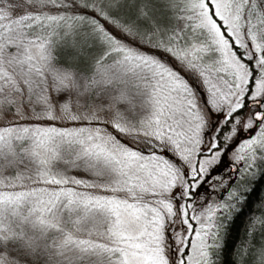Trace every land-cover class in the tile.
I'll list each match as a JSON object with an SVG mask.
<instances>
[{
	"label": "snow or ice",
	"instance_id": "6c2138e0",
	"mask_svg": "<svg viewBox=\"0 0 264 264\" xmlns=\"http://www.w3.org/2000/svg\"><path fill=\"white\" fill-rule=\"evenodd\" d=\"M257 175L264 0H0V264H216Z\"/></svg>",
	"mask_w": 264,
	"mask_h": 264
},
{
	"label": "trees",
	"instance_id": "16d2710c",
	"mask_svg": "<svg viewBox=\"0 0 264 264\" xmlns=\"http://www.w3.org/2000/svg\"><path fill=\"white\" fill-rule=\"evenodd\" d=\"M92 15H94V13ZM132 15L133 13L131 11L124 10L122 18L130 17ZM170 19L174 26L178 25V21L174 17H171ZM101 22L108 31L117 38L124 39L131 44H137V41L125 37L119 28L106 21ZM140 23L143 24L144 22L141 21ZM55 39L59 47L54 51V56H56V61L54 62L58 65L71 63L75 59V57L72 56L71 49L65 47L63 44V38L57 36ZM138 46L146 52L154 53L159 56L163 54V52H158L146 44ZM104 50L105 46L102 43L90 42L88 48L83 54V57H86V59L82 57L76 61V66L79 68L94 66L95 60L103 54ZM106 63H111V58H109ZM188 79L190 80L191 77ZM213 119H216V117H213ZM44 123H47V121ZM243 136L244 133H241L236 140L232 141L228 152L223 158L224 162L228 160L227 155L230 150H233L234 146ZM125 142L127 143L128 141L125 140ZM257 172H259V170H257ZM215 174L227 177L230 173L226 168L224 170L217 169ZM239 183L240 181L237 180V184ZM232 187L235 188L236 185L234 184ZM249 187H251L252 191L247 194V199L243 204L242 209L232 213L230 220L225 222L226 230L221 239V248L219 249L218 255L215 257L216 264H261V256L259 253L264 251V227L260 226L258 223L253 225L252 221L264 219V178L257 175ZM223 191L224 189L221 188L219 193L215 195L214 199L219 200V196L223 194ZM105 194L111 195V193Z\"/></svg>",
	"mask_w": 264,
	"mask_h": 264
},
{
	"label": "rangeland",
	"instance_id": "374dc122",
	"mask_svg": "<svg viewBox=\"0 0 264 264\" xmlns=\"http://www.w3.org/2000/svg\"><path fill=\"white\" fill-rule=\"evenodd\" d=\"M182 23H183V21H179L178 22V24H180V25H182ZM138 43V42H137ZM139 45H145V44H139ZM163 58H165L166 60H168L177 70H179L183 75H185V77L186 78H190L191 77V74H189L180 64H178V63H176L174 60H172L171 59V57H169L166 53H163L162 55H161ZM191 81H192V77H191V79H190ZM192 82H194V81H192ZM195 83V82H194ZM47 123H49V122H47ZM58 124H59V126H65V125H67V122H57ZM67 126H71V125H67ZM246 138V134H244V136L240 139V140H242V139H245ZM236 147V145L234 146V148ZM233 148V149H234ZM228 157V160H226L225 162H224V160H223V162L218 166V169L219 170H224V169H226V165H227V162H229V163H231V157H232V150H230V152H229V154L227 155ZM228 170V169H227ZM229 171V170H228ZM229 173H230V171H229ZM233 177H235V173H230ZM89 191H97V190H89ZM99 194H101V195H107V194H105V193H99Z\"/></svg>",
	"mask_w": 264,
	"mask_h": 264
},
{
	"label": "flooded vegetation",
	"instance_id": "af4514ba",
	"mask_svg": "<svg viewBox=\"0 0 264 264\" xmlns=\"http://www.w3.org/2000/svg\"><path fill=\"white\" fill-rule=\"evenodd\" d=\"M230 164L229 162H227V165Z\"/></svg>",
	"mask_w": 264,
	"mask_h": 264
}]
</instances>
